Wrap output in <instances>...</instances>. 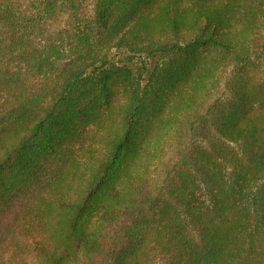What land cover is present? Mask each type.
Segmentation results:
<instances>
[{"label":"trees","instance_id":"obj_1","mask_svg":"<svg viewBox=\"0 0 264 264\" xmlns=\"http://www.w3.org/2000/svg\"><path fill=\"white\" fill-rule=\"evenodd\" d=\"M0 264H264V0H0Z\"/></svg>","mask_w":264,"mask_h":264}]
</instances>
